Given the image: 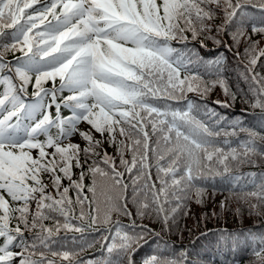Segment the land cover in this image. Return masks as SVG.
Returning <instances> with one entry per match:
<instances>
[{
	"label": "snow or ice",
	"instance_id": "1",
	"mask_svg": "<svg viewBox=\"0 0 264 264\" xmlns=\"http://www.w3.org/2000/svg\"><path fill=\"white\" fill-rule=\"evenodd\" d=\"M38 4L40 0H0V73L4 69L11 73L0 75V264H57L49 255L58 257L59 264H82L74 260V250L54 249L52 237L61 227L79 233L86 230L83 223L71 222L76 219L75 205H80L79 220L87 221L88 227L99 221L101 213L108 223L113 213L131 217L127 196L121 203V194L129 187L125 172L132 181L137 215L162 216V226L167 227L194 186L190 182L203 169L223 166L225 179L238 182L240 177L227 175L232 162L254 164L251 157H264V143L257 144V138L264 141V120L259 130L237 123L229 133L220 120L197 119L190 100L187 110L151 102L158 97L186 100L187 93L203 95L217 85L235 101L238 93L231 92L220 77L219 62L216 78L208 81L194 70L209 66L195 52H178L171 42H186L190 33L203 47V41L215 32L211 38L217 44L223 43L222 33L230 34L231 48L239 46L248 27L251 34L264 36V16L253 20L243 14L245 5L264 10V0H50L41 7ZM218 16L222 23L214 27ZM258 45L249 35L240 58L247 61L245 78L256 97L252 107L264 111V75L254 70L264 57V48L257 51ZM8 52L20 53L14 65L3 59ZM33 78V100L28 102L24 94ZM48 81L51 87H44ZM62 109L70 114L62 115ZM81 123L89 125V131H81ZM237 127L248 137L239 148L217 146L214 138L222 131L225 136L235 135ZM93 131L116 148L123 171L107 152L101 155V140ZM77 134L86 142L82 149L71 142ZM117 134L123 138L119 143ZM125 149L131 160L124 158ZM81 153L85 162L92 157L102 161L93 159L87 170L92 176L87 190L94 199L97 193L104 197L96 200V215L91 214V202L89 212L84 210L85 172L77 180L71 175L73 167L83 168ZM64 179L68 186L62 184ZM252 186L258 191L240 188V198L255 197L264 205V173ZM70 191H75V201ZM45 221H53L55 227ZM145 231L136 232L134 226L124 229L117 222L113 242L106 245L108 253L115 250L134 264L132 253L145 239ZM25 232L32 233L30 239ZM256 254L264 264V238ZM182 262L187 264L184 254L174 260L152 255L143 264Z\"/></svg>",
	"mask_w": 264,
	"mask_h": 264
},
{
	"label": "trees",
	"instance_id": "2",
	"mask_svg": "<svg viewBox=\"0 0 264 264\" xmlns=\"http://www.w3.org/2000/svg\"><path fill=\"white\" fill-rule=\"evenodd\" d=\"M49 2L50 0H40L37 7ZM243 14L250 19L259 20L264 16V10L253 5H245ZM212 23L214 27H219L222 23V16L216 17ZM188 35V41H173L171 42L172 47L181 53L195 52L204 65L209 67L205 69L201 66L194 71H198L208 81L216 78L215 66L219 62V75L225 80L231 92L238 93L236 100L231 101L225 96L223 89L217 85L203 95L197 92L187 93L186 100H165L158 97L152 98L151 102L159 105L166 103L176 110H187L186 101L190 100L194 106L193 115L206 123L220 120V126L229 133L233 131L232 125L237 123L245 128L259 130L260 123L264 120V111L258 107H252L256 97L249 89L250 80L245 78L247 61L240 57L244 54V47L249 35L252 36V40L259 41L257 51L259 48H264V36L251 34V29L248 27L239 46L229 48V45H232L230 34L222 33L219 38L223 43L217 44L211 38L215 35L213 32L209 39L203 41V47H201V41H193L191 34L188 33ZM19 55V52H8L3 55V59L6 63L11 62L14 65L16 57ZM254 70L260 75H264V57L258 60ZM4 74L11 75L7 69L0 73V75ZM56 84L59 85L58 80ZM33 85L34 78L32 83L28 85L26 94H24V98L28 102L33 100ZM51 85L52 82L48 81L44 87H51ZM66 94L64 93V95ZM224 103H228L229 106L223 107ZM51 112L55 115L54 107ZM69 114L66 109H62V115L67 116ZM96 134L98 135L96 139L101 140L99 148L101 155L107 152L116 161L118 170L123 171V168L119 166L116 148L109 146L104 137ZM122 139L117 134V142L119 143ZM214 139L218 142L217 146L229 150L230 148H239V145L245 142L248 137L246 132L240 131L237 127L235 135L225 136L222 131L221 135ZM79 140L82 142L80 145L82 149L86 146V142L80 137ZM225 141L227 143H224ZM262 143L264 141L257 138V144ZM124 158L131 160V154L126 149L124 150ZM251 158L255 161L254 164L232 162V171L227 175L240 177L238 182L225 179V175L222 173L223 166L203 169L197 178L190 182L194 186L188 191L187 196L181 199L180 207L175 213V220L170 218L167 227L162 226V216L157 219L154 213H149L143 217L137 215L136 206L132 204V181L129 174L125 172L123 179L129 187L126 192L121 194V203H123L124 196H127L128 211L132 213V216L113 213L110 216L111 223H108L101 213L99 221L88 227L87 221L79 220L80 205H75L73 213L76 219L71 222L73 224L83 223L86 230L79 233L61 227V230L52 237L51 246L56 250H74L76 253L74 260H80L82 264H97V261L104 260H110L111 264H128L125 256L117 255L115 250L110 254L106 247L107 244L113 242L115 224L119 222L124 229L130 230L134 226L136 232H139L141 228L148 229L143 233L145 239L139 242L132 253L134 264H143V261L152 255L161 259L174 260L181 254H184V260L187 261V264H260V257L256 253L259 251L262 238H264V205H259L255 197H249L247 200L240 198V188L246 187L248 190L258 191V189L253 188L252 181L259 183L260 174L264 173V157L256 155ZM93 159L102 164L100 157H92L85 162L83 153H81L83 168L73 167L71 175L73 180H77L81 171L85 172L83 195L87 196L88 200L85 201L84 210L86 213L89 212L91 202V214L96 215L94 210L98 206L96 200L103 201L104 197L97 193L94 199L93 193L87 190L92 185V176L87 170ZM152 165L150 172L154 179L156 176L155 160L152 161ZM43 179L44 182L50 184L48 176H44ZM151 182L149 181V183ZM62 184L68 186L69 181L64 179ZM157 185H159L158 181ZM48 191L51 193L54 192V189L49 187ZM69 195L73 201L76 200L75 191H70ZM172 203H176L175 199ZM222 203L223 209L221 208ZM254 203L258 204V207L251 208L250 205ZM31 208L35 211V204L31 205ZM59 219L62 223L63 218L59 217ZM45 223L50 227H55L53 221H45ZM31 235L32 233L25 232L26 238L30 239ZM48 258L56 259L57 264H59L58 257L49 255Z\"/></svg>",
	"mask_w": 264,
	"mask_h": 264
},
{
	"label": "rangeland",
	"instance_id": "3",
	"mask_svg": "<svg viewBox=\"0 0 264 264\" xmlns=\"http://www.w3.org/2000/svg\"><path fill=\"white\" fill-rule=\"evenodd\" d=\"M79 128H80L81 131H89V129H90V127L87 126L85 123H81L79 125ZM93 135L95 136V138H98V135L94 131H93ZM71 142L72 143H78L79 145H82V142L79 140V136L78 135L74 136L72 138ZM33 155H35V151L34 150H33Z\"/></svg>",
	"mask_w": 264,
	"mask_h": 264
}]
</instances>
